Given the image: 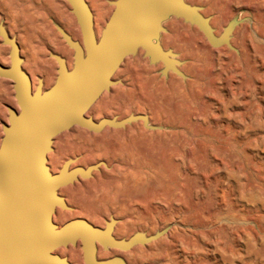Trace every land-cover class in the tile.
Listing matches in <instances>:
<instances>
[{
	"label": "water",
	"instance_id": "1",
	"mask_svg": "<svg viewBox=\"0 0 264 264\" xmlns=\"http://www.w3.org/2000/svg\"><path fill=\"white\" fill-rule=\"evenodd\" d=\"M66 1L80 27L82 41L58 26L74 50V64L70 69L63 56L51 53L58 63V75L49 89L43 88L42 79L34 89L30 75L22 66L16 39L0 26L3 43L11 47V65H0V76L13 81L19 106V110L8 108L9 123L3 125L0 145V264H72L56 250L79 241L85 264H128L121 257L97 259L98 244L104 249L128 250L137 243H152L169 232L170 227H166L149 236L137 232L128 239H116L114 218L104 229L81 218L63 225L55 223L58 208L72 210L60 195V189L79 177H90L103 162L69 170L75 162L71 158L58 173H53L48 155L53 151L54 139L76 125L101 132L107 126L123 128L142 120L145 127L154 128L145 114H130L122 120L102 118L96 122L87 113L103 93L119 83L113 76L122 63L140 50L151 64H163L162 75L168 76L172 71L185 77L179 54L164 48L161 41L166 31L164 24L171 17L197 26L213 47H232L231 36L240 23L238 18L231 20L217 36L203 7L187 0H111L114 10L98 39L88 1Z\"/></svg>",
	"mask_w": 264,
	"mask_h": 264
},
{
	"label": "rangeland",
	"instance_id": "2",
	"mask_svg": "<svg viewBox=\"0 0 264 264\" xmlns=\"http://www.w3.org/2000/svg\"><path fill=\"white\" fill-rule=\"evenodd\" d=\"M17 1L18 3H20L22 7H27V6L30 7V10L26 13L27 15L26 22L28 24V28L26 29V32L30 35L32 42L34 43L38 51V55H37L38 63L36 64L37 66L32 65L30 66V68L32 69L33 67L32 72L36 77H38V74H40V72L43 71L42 66H45L47 72L53 71V74H54L53 80L55 82L57 79V75H58V71H57L58 63L56 59L51 56V53L58 54V52L52 49L54 47L50 45L49 41L52 40L54 43L57 44V46L59 47L58 49H60L61 47L60 43H62L61 41H63L64 38L62 37V35L60 36L61 33L57 28L60 25L63 28L65 27L63 23L58 21L56 12L52 13V7H50L49 4L45 3L44 0H41L39 2H37L36 0H26V1L17 0ZM87 1L90 7L92 8H94V6H96L97 4L99 6L102 3H105L106 10H108L109 8H114V6L110 4L109 0H87ZM194 1L196 0H193V1L191 0V2L190 0H188V2L191 4L202 6L203 13L206 16L211 17V23L215 20L214 23L216 24L212 23V25L215 28V34L217 33L216 34L217 36H219L223 32L224 28L230 23L231 20L235 18H238V20H240V23L237 25V27L235 28L231 36L230 43L232 47H229L228 45H223L220 47H213L208 42L204 34L199 30L197 26L196 28L195 25H192L184 21V25H181L182 27L181 32L183 33H180L179 31L169 33V31H167V33L173 36L174 39L169 41L168 47L166 49L171 48L175 50V47L173 46V44L176 43L175 45H177V47L183 50L182 56L183 54L187 56V54L194 51L193 50L194 46L195 47L202 46V44H200L201 41L199 40V34H201L204 40L206 39L212 48H218L221 51L222 67L228 68L229 66H234L238 68V71L243 73L242 77L240 76L236 79L235 78L233 79L232 87L238 94V92H240V87L245 85L247 95L246 94L243 96L236 95L235 98L239 104L238 103L237 105L235 104L233 107H231L228 110V115H227L228 117H223V115L225 114L224 106L220 104V102L217 104L218 108L216 111V122L218 123V129L213 138H210L207 135V133H203L201 135L199 134L197 136L193 135L200 142V143L198 142L199 144L196 143L193 146L194 153H196L195 155L205 160L206 159V156H205L206 147L213 144L215 146V158H216V164H217L215 166V175L212 177L211 176L209 177V175L208 177H204V181L206 180L205 182H207L210 185V188L207 191L202 192L200 196V201L196 204L195 202H192L191 200L192 197L190 195H186L185 203H186V208H187L188 213L186 214V216L181 217L180 219L174 218L173 219L174 221L172 220L173 222L168 221V219L171 218L172 215H170V213L165 212L164 210V205H166L168 202H162L160 203V205L158 204L157 206H155V205L150 204V202L148 201L142 204L140 208L141 214L140 213L138 214V218L136 219V222L140 223V222H147V221L151 222L152 221L151 223L153 224L149 225L150 226L149 230H151L152 227H157V230H155L156 232L159 230H162L163 226L167 224L166 222H170L168 223V227H170L169 234L171 236L170 235L167 236L166 240H165V236L156 240L161 245H163L164 241L166 243L168 242L172 243L173 241L176 240L175 238L184 237V236L186 240H188V238H191L190 241L192 243L198 244L195 242L196 240H195L194 235L201 231L207 232L205 234L210 235V238L208 240V246H206L205 250L203 251L204 253L201 252L200 254H197L195 257H192V259L187 261L186 264H264V204L262 203L264 202V200H262L264 199V128L261 127L262 129H260L259 127L252 126L254 124H252L251 122V119L257 116V114H259L261 115L260 122L262 125H264V0H240L239 5H237L235 2L237 0H206V1L200 0L201 3L200 2L198 3L197 1L194 2ZM55 2H58V3H55ZM33 3L36 5H34ZM53 5L54 6L60 5L59 7L61 9L67 11L69 15L74 17L72 12L70 10H67V8L71 9V6L69 5V3H67L66 0H53ZM207 10L209 12L211 10L212 11L210 14L209 13L206 14L205 12ZM109 18L106 20L105 26ZM173 18L174 17H171L168 21L172 20ZM174 19H179V18H174ZM1 20H3L2 17H1ZM167 22L165 23V25L167 24ZM186 25L188 26L186 27ZM221 25H223L222 30H221ZM20 29H22V27H20ZM65 30L67 31L66 28ZM75 31L76 30L74 29L72 30L71 32L72 36L74 35L77 36V31L76 32ZM191 31L194 33H192ZM0 38H2L1 35H0ZM77 40L81 41V38H78ZM177 40L178 41L180 40V43L182 45ZM161 41H162V38H161ZM63 43L67 47H69L66 41H63ZM196 43H199V44L195 45ZM6 46L10 47L9 45H6ZM69 49L73 50L71 47H69ZM69 52L70 50L68 49H66V51H59V55L63 56L67 60L68 67L71 69L74 64V53H71V52L69 53ZM175 52L177 51L175 50ZM177 53L179 54V59L183 61V64L180 67V69H182L183 71H184L183 67L185 66L189 67L192 62L197 63L196 60H194L192 57H189V56L185 62L181 57V53L179 52ZM202 56L201 58L203 59L198 62L199 64L206 63L205 58H207V55L202 54ZM40 57L41 59L39 60ZM146 60H148V63H146ZM256 60L259 63H256ZM136 62H140V63H136ZM136 62L132 63V67L130 68L129 74L131 77L128 80H125L124 84H122L123 86L125 85L124 96L122 98L114 100L111 103L112 105L109 106V110L117 113V115L119 114L121 117L122 115L125 117L132 113H135V114H137L138 112L147 113V111H150V109H153V108L155 111H157L156 106L159 105L160 107L162 104V106L160 107L162 108L160 114L162 115L164 112L166 113L167 116H169V110L171 108L170 105L173 104L174 102L173 101L174 96H172V98L169 99L170 101L172 99V101L168 102L169 101L168 93L171 92V90L170 91L168 90L170 89L169 87L170 78H168V76H164L161 74V69L163 67V64L162 63L151 64L149 62V58L145 56L138 58V61ZM160 64H161V67L160 69H158V66ZM149 70L151 71L149 72ZM174 74L177 75L176 73ZM145 76L147 78H144ZM3 78L5 77L0 76V80L4 81L3 83L5 85L9 87L13 86L12 85L13 81L11 79L9 78L3 79ZM47 78H48V73H46L43 76L42 78L43 83L48 81ZM151 78H154L155 83L151 84L150 82ZM8 79L10 82H8ZM162 79H164V86L160 85ZM258 79L262 81V84H263L262 90L259 89V85L257 84ZM205 82H206L205 80H201L202 84H205ZM12 91L15 92L13 87H12ZM9 93H10V90H9ZM130 94L131 96H129ZM113 95H115V93L112 90H110L107 101H110ZM7 96L8 95L6 93L2 94V97L4 98L5 97L7 98ZM128 97H131V98H128ZM14 98L15 96H13V99ZM157 98L159 100H157ZM98 100L96 101L94 105L97 104ZM15 101H16V98L13 100V102ZM13 102L12 103L7 102L8 103L7 104L5 101L3 102L2 100H0V107L6 110L9 107L19 110L17 101L16 103H13ZM93 106L89 110L87 117H93L95 115V110H94L95 108ZM2 109H0L1 112H2ZM201 110L204 113L208 112V108L206 105H201ZM8 116H9V112L4 116L5 118L3 117V113H0V126H3L4 124L9 123ZM236 120L238 121L236 122ZM242 125H250L252 126V128H250L245 134L243 133L241 134L240 131H241ZM77 126L78 125L72 127L69 130H66L64 133L59 134L58 135L59 137L57 136L55 138L57 140L56 141L57 149L59 152H62L61 154L68 155L72 151L77 152V150H79L80 152H82V155L80 156V158H82L85 161H90L92 158H94V155L99 154L101 151L102 152L108 151L109 153L113 151L114 143L101 145L100 148H97L95 144L92 145L91 143L79 141L76 138H74V135H76L79 131L82 132L85 129L83 127H80V126L77 127ZM180 129L181 128H175V127H170V126L167 127V131H176V130L179 131ZM2 133H3V129H2ZM89 133H93V132L89 131ZM67 139L68 140L70 139L69 141H67L68 145H66ZM151 144L149 146V149L150 150L155 149V147L157 146L156 141L152 142ZM84 145L86 147L85 148L86 150H84ZM57 154L59 155V153ZM69 158H72V157H67L65 160ZM130 162H131V159L127 153H125L122 157H119L115 160L112 158V156H109L107 159H105V163H104L105 168L100 170V175L98 177H92L91 175L89 178L83 179V180H86V179L87 180L89 179V180L88 182H81L80 188L75 183L66 185L65 187L69 189V194H68L69 196L67 195L65 197L73 198V200L77 204V206L75 207L76 211H82L83 208H84L83 210H89L90 208L99 207L100 208L98 209L99 219L106 220L108 216L103 212L105 205L108 208L115 206L117 207V209H119L121 207L120 205L121 203L120 201H118V199H115L112 201V198L114 197V194L117 190L116 183L118 179L120 178V174L113 172V167L116 165H126V163H130ZM220 163L222 164L221 167H219ZM82 166L86 167L88 165H82ZM228 175L229 176L232 175V177H235L236 175L235 179L237 180H234L233 178L226 180ZM238 176L240 177L237 178ZM100 180H102V184H99ZM87 184L89 185V187L93 186L94 184L95 185L97 184V186L94 187L90 191V188L88 187ZM150 184L151 183L149 181L148 187L143 192V197L146 200L152 195L156 194V192L151 187H149ZM120 191L121 193L118 194L119 196L122 194L123 195L134 194V190H131L130 188L125 187V186L121 187ZM104 194L107 195V197L109 198V201H106L104 202V204H102L100 203V199L102 195ZM241 195L242 197H244L243 198L244 200L241 198ZM248 197H251V200H250L251 202L246 199ZM207 204L208 206L215 207L220 212V214L217 217L211 218V219H208L205 216H203L204 215L203 212L205 208L208 207ZM188 207H189V210H188ZM184 219H186L187 221ZM155 220L157 223H155ZM194 221L197 222V224L193 223ZM92 225L95 227L103 228V229L106 226L103 224H100V225L92 224ZM176 226L179 227L178 230L172 229L173 227H176ZM171 229L173 231H171ZM155 231L149 232L150 234L148 233L147 235L148 236L152 235V233L155 234L156 233ZM193 231H196V232H193ZM176 232H177V237H175ZM211 232L212 234L214 233V235H211ZM173 235H174V238H173ZM113 236L116 239H121V238L128 239L129 238L127 237V235L117 234L115 230L113 231ZM248 240L250 241L249 245L253 247V249L249 245H247ZM138 244L140 243L135 244L131 249H128V250H121L118 248H114V252H115L114 256H111L109 258L121 257L125 260V255H127L131 250H133V248H135V246ZM149 244L150 243L144 244V245L140 244V245L147 246ZM232 247H233V250H231ZM64 248H65V255L67 256L68 260L72 264H85L80 241L76 245L71 244L68 246H64ZM248 250L252 254H249ZM222 254L224 256L231 257L233 259V263L223 262ZM96 256H97V259L99 260H105V258L99 257L98 251H97Z\"/></svg>",
	"mask_w": 264,
	"mask_h": 264
},
{
	"label": "bare ground",
	"instance_id": "3",
	"mask_svg": "<svg viewBox=\"0 0 264 264\" xmlns=\"http://www.w3.org/2000/svg\"><path fill=\"white\" fill-rule=\"evenodd\" d=\"M36 1L39 2L41 0H36ZM44 1H45V3L49 4L50 7H52V13L56 12L58 21L63 23V25L67 29L68 33L72 36V34H71L72 30L73 29L76 30L77 36L74 35L72 37L74 39L75 38H77V39L81 38V41H82L81 30L77 24L75 16L73 17V16L69 15L67 13V11H65L59 7L60 5L54 6L53 0H44ZM109 1H111V0H109ZM196 1L198 3L199 2L201 3L200 0H196ZM196 1H194V2H196ZM239 1L240 0L235 1L237 5L240 4ZM190 2H191V0H190ZM55 3H58V2H55ZM28 4H30V3H28ZM34 5H36V4H34ZM94 5H96V4H94ZM91 9H92L93 14H94L96 35H97V38L99 39L101 37L102 30L105 28V22L111 16L114 8H109L108 10H106L105 3H102L99 6L97 4L96 6H94V8L91 7ZM29 10H30L29 6L22 7L20 5V3H18L17 0H0V15H1L0 16V26L3 25L5 27V29L7 30L9 36L16 39V41L19 45V48H20L19 53H20L21 57L23 58L22 66L24 69L26 68L25 69L26 71L28 69L27 73L30 75V77L32 79L34 89L38 85L39 80L42 79L46 73H48V78H47L48 81L43 83V88L49 89L55 83L53 80V75H54L53 71L48 70L49 72H47L46 67L42 66L43 71H41L40 74H38V77H36L32 72L33 67H32V69L30 68V66L36 65L38 63V57H37L38 51H37L36 46L32 42L30 35L26 32V29L28 28V24L26 22V19H27L26 13ZM67 10L71 11V9H68V8H67ZM211 11L209 12L207 10L205 13L210 14ZM41 12H43V11H41ZM1 17L3 20H1ZM174 18L172 20L168 21L166 25L164 24V26L166 27V31L162 33L163 34L162 44H163L164 48H167L169 41L174 39L173 36H171L170 34L167 33V31H169V33L170 32H176V31L183 33V32H181V29H182L181 25H184V20L183 19H174ZM240 18H241V16H240ZM214 22H215V20L212 23L216 24ZM225 25H226V23H225ZM187 26L188 25H186V27ZM20 27H22V29H20ZM222 28H223V25H221V30H222ZM39 29H40V27H39ZM57 32H59V31H57ZM192 33H194V32H192ZM61 35L62 34H60V36ZM180 40L179 41L177 40V41L180 43ZM188 40H189V38H188ZM199 40L201 41L200 44H202V46H200V47L196 46L195 47L193 45L194 51L187 54V56L184 54L182 56L183 50L181 48L177 47V45H175L176 43L173 44V46L175 47V50L177 52L181 53V57L185 62H186L188 56L192 57L194 60H196L197 63L203 59V58H201L202 54L207 55V58H205L206 61L204 60L206 62L205 64H199L198 63L199 64L198 65L197 63L192 62L189 67L188 66L183 67L184 71L182 69L181 70L185 74V77H182V76L179 77V75L178 76L175 75L172 71L169 72L168 78H170V82H169L170 83V86H169L170 89H168V90L169 91L171 90V92L168 93V100L170 98H172V96H174V100H173L174 102H173V104L170 105L171 108L169 110V116H167L166 113H164V112L162 115L160 114L161 109H162L160 107L162 106V104L160 107H159V105L156 106L157 111H155L153 108V109H150V111L146 110L147 113H140V112L137 113V114L147 115L149 117V123L152 126H154L153 129H149V128L145 127L143 121L139 120V121H135L133 123L127 124L123 128H113V127L107 126L101 132L91 131L93 133H89L90 130L88 131V129L86 130V128L82 132L78 130L79 132L76 135H74V138H76L79 141L91 143L92 145L95 144L97 146V148H100L101 145L114 143V149L112 152H110L111 155L108 151H103V152L101 151L99 154L94 155V158H92L90 161H85L82 158H80V156L82 155V152H80L79 150H77V152L72 151L68 155L61 154L62 152H59L57 149V142H56L57 140L54 139L53 151L48 155V165L50 166L51 171L53 173H58L62 169V167L64 166L65 162L67 160L71 159V158H69V159L65 160L67 157H72V159H75V162L69 166V170H72L73 168H75L77 166L88 168L90 165H94V164H98L99 162H103V164H101L99 166V168L94 169L92 171V177H98L100 175V170L105 168V164H104L105 159H107L109 156H112V158L115 160L119 157H122L125 153H127L131 159V162L126 163V165H116L113 167V172L120 174V178L118 179V181L116 183L117 190L114 194V197L112 198V201L115 199H118V201H120V203H121L120 204L121 207L119 209H117V207H115V206L108 208L105 205L103 212L108 216V218L106 220H100L99 219V216H98V213H99L98 209H100L99 207L90 208L89 210H83L84 209L83 208L82 211H76L75 207L77 206V204L75 203V201L73 200L72 197H65L69 194V189L64 186L63 188L60 189L59 192H60L61 196L65 197L68 205H70L72 207V210H63L61 208H58L55 215H54L55 223H57L59 225H63L66 222H68L74 218H82V219H84V220H86V221H88L94 225H100V224L106 225L107 222L111 221V219L114 218L118 221L116 223L115 229H114L117 232V234H119V235L124 234L130 238L131 236L135 235L137 232H142V233H145L147 235L149 232L157 230V227H152L151 230H149L150 229L149 225L153 224V223H151L152 221L151 222H148V221L147 222H140V223L136 222V219L138 218V214L139 213L141 214L140 208H141L142 204L149 201L150 204L157 206L158 204L160 205V203H162V202H168L166 205H164V210H165V212L170 213V215H172L171 218L168 219V221L171 222L174 218L180 219L181 217L186 216V214L188 213L187 208H186V203H185V196L186 195H190L192 197V199H191L192 202H195L196 204L200 201V196H201L202 192H205L210 188V185L207 182H205L206 180L204 181V177H208V175H209V177L214 176L215 175V166L217 164H216V158H215V146L213 144L206 147V150H205L206 159L205 160L203 158H201L199 156L197 157L195 155L196 153H194V149H193L194 147L193 146H194V144L198 143L199 141L193 135L197 136L199 134L201 135L203 133H207V135L210 138H213L216 134L217 129H218V123L216 122V111L218 108L217 104L220 102V104H222L224 106L225 114L223 115V117H228L227 116L228 110L231 107H233L235 104L237 105V103H238L236 101V98H235L236 95L243 96L245 94L247 95V93H246V86L245 85L240 87V92H238V94L234 90V88L232 87L233 79L234 78L236 79L240 76L242 77L243 73L238 71V68H236L234 66H229L228 68L222 67V65H221V51L218 48H212L211 45H209V43L207 42V40L206 39L204 40V38L201 36V34H199ZM63 41H65V40H63ZM63 41H61L62 43H60V46H61L60 49H58L59 47L52 40H50L49 43H50V45H52L54 47L52 49H54L56 52H58V54H59V51H66V49L70 50L71 53H74L73 50L69 49V47H67L63 43ZM188 44H190V43H188ZM197 44H199V43H196L195 45H197ZM6 45L3 43V38H0V65L4 66V67H8L11 65V59H10L11 47H8ZM39 53H41V52H39ZM141 57H144V52L142 50H140L135 56H129L122 63L120 69H118L115 76H113V80H119V83L117 84L118 86L115 85V86L111 87V89H110L115 93V95L112 96V99L110 101H107L110 91H106L101 96V98L98 100L97 104L93 106L95 108L94 109L95 115L92 118L96 122H98L102 118H113V117H117L118 120H122V119H124L130 115L129 114L125 117L122 115V117H121L119 114L117 115V113L110 111L109 106L112 105L111 103L114 100L122 98L124 96L125 85L123 86L122 84H124L125 80H128L131 77L129 72H130V68L132 67V63L138 61V58H141ZM40 59H41V57L39 58V60ZM207 60H208V62H207ZM30 63H31V65H30ZM136 63H140V62H136ZM146 63H148V60H146ZM256 63H259V62L256 60ZM69 64H71V63H69ZM146 66H147V64H146ZM160 67H161V64L158 66V69H160ZM163 67H162V69H163ZM148 68H150V67H148ZM153 68H154V66H153ZM150 71L151 70H149V72ZM38 72H39V70H38ZM144 78H147V77L145 76ZM3 79H7V78H3ZM150 80H151L150 81L151 84L155 83L154 78H151ZM201 80H205L206 81L205 84H202ZM242 80H243V78H242ZM0 82H1L0 83V100H2L3 102L5 101L6 103L7 102L12 103L13 100L15 99V98L13 99V96H15V92L12 91L13 86L9 87V86L5 85L3 83L4 81H1V80H0ZM8 82H10L9 79H8ZM257 84L259 85V89L262 90L263 84H262V81L260 79L257 80ZM160 85L164 86V79H162ZM13 89H14V87H13ZM9 90H10V93H9ZM3 93H6L8 95L7 98L2 97ZM129 96H131V94ZM128 98H131V97H128ZM145 99H147V98H145ZM157 100H159V99L157 98ZM162 101H164V100H162ZM171 101H172V99H171ZM171 101L169 100L168 102H171ZM13 103H16V101ZM201 105H206L208 108V112H206V113L202 112ZM0 109H2V108L0 107ZM0 113H3V117H4L8 113V109L7 110L2 109V112L0 111ZM126 113H127V111H126ZM132 114H135V113H132ZM236 115H237V113H236ZM260 117H261V115L257 114V116H255L253 119H251V122H252V124H254L252 126H256V127H259L260 129H262L261 127L264 128V125L261 124ZM5 121H6V119H5ZM237 121L238 120H236V122ZM169 126L175 127V128H181L182 130L180 129L179 131H177V130L176 131H167V127H169ZM252 126L242 125L241 131H240L241 134L242 133L245 134L250 128H252ZM2 129H3V126H0V145H1L3 135H4L2 133ZM61 136H60V138H61ZM66 136H64V137H66ZM69 140L67 139L66 142ZM154 141H156L157 146L155 147V145H154L155 149L150 150L149 146ZM66 145H68V142ZM85 148L86 147L84 145V150H86ZM57 153H59V155ZM82 165H88V166L85 167ZM221 165L222 164L220 163L219 167H221ZM106 167H108V166H106ZM107 174H108V172H107ZM239 177L240 176H238L237 178H239ZM86 178H89V177H86ZM230 178L237 180V179H235L236 175H235V177H232V175L231 176L228 175L226 180H229ZM83 179H85V178L79 177V179L77 181H75L74 183L77 186H79V188H80L81 182H88V180H89V179L88 180L87 179L83 180ZM149 181L151 183L149 187H151L156 192V194L149 197L148 198L149 200L148 199L146 200L143 197V192L148 187ZM237 182H239V181H237ZM97 184L96 185L94 184L93 186H90V187L88 184L87 185L91 191L94 187L97 186ZM99 184H102V180L99 181ZM123 186L128 187L131 190H134V194H131V195H123L122 194L119 196L118 194L121 193L120 190H121V187H123ZM255 195H257V194H255ZM260 197H262V196H260ZM241 198L243 199L244 197H242V195H241ZM252 198H254V197H252ZM246 199L248 201H250L251 197H248ZM262 200H264V199H262ZM106 201H109V198L107 197L106 194H104V195H102V197L100 199V203L104 204V202H106ZM262 203L264 204V202H262ZM207 206H208V204H207ZM261 206H262V204H261ZM188 210H189V207H188ZM203 213H204L203 216H205L208 219L215 218L220 214V212L213 206H208L207 208H205ZM193 217H192V219H193ZM195 217H196V215H195ZM240 217H242V216H240ZM243 219H244V217H243ZM184 220H186V219H184ZM197 221H199V220H197ZM170 222H166L167 224H165V225L163 224L164 225L163 228L168 227V223H170ZM188 222H190V221H188ZM155 223H157L156 220H155ZM181 223H182V221H181ZM193 223L197 224V222H195V221ZM159 224H161V223H159ZM172 229L178 230L179 227L176 226V227H173ZM172 229H171V231H173ZM183 232H185V231H183ZM193 232H196V231H193ZM205 233H207V232L201 231V232L196 233L194 235L196 241L194 239L193 240L198 244L192 243L190 241L191 238H188V240H186L184 238L185 236L178 238L177 232H176V236H175L177 238H175L176 240L173 241L172 243H169V242L166 243L164 241L163 245H161L158 243V241H154L147 246H142V245L138 244L135 246V248H133V250H131L127 255H125V260L129 264H132V263H134V264H140V263L141 264H144V263H146V264H186V262L189 261L190 259H192V257H195L197 254H200L201 252L204 253L203 251L205 250V247L208 246V240L210 238V235H207ZM171 234H172V232H171ZM152 235H153V233H152ZM169 235L170 234L168 232L165 235V240H166V237ZM211 235H214V233L212 234V232H211ZM187 237H188V235H187ZM173 238H174V235H173ZM249 242L250 241L248 240L247 245H249ZM251 248L253 249V247H251ZM231 250H233V247ZM97 251L99 252V257H102L105 259H107L111 256H114V253H115L114 248H109V250L108 249L104 250V248L101 244H98V250ZM117 252H119V251H117ZM216 252H217V250H216ZM248 252H249V250H248ZM56 253L61 255L62 257H65L66 255H65L64 246L58 248L56 250ZM249 254H252V253L249 252ZM262 258H263V256H262ZM222 260L225 263H227V262L233 263V259L231 257H228V256L223 255ZM194 262H195V260H194ZM203 262H205V261H203Z\"/></svg>",
	"mask_w": 264,
	"mask_h": 264
}]
</instances>
